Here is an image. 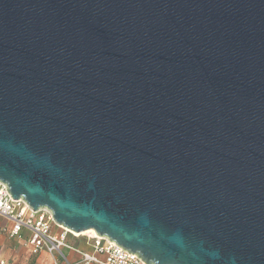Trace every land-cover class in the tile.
I'll return each mask as SVG.
<instances>
[{"label": "water", "instance_id": "1", "mask_svg": "<svg viewBox=\"0 0 264 264\" xmlns=\"http://www.w3.org/2000/svg\"><path fill=\"white\" fill-rule=\"evenodd\" d=\"M0 180L146 264H264V0H0Z\"/></svg>", "mask_w": 264, "mask_h": 264}, {"label": "built area", "instance_id": "2", "mask_svg": "<svg viewBox=\"0 0 264 264\" xmlns=\"http://www.w3.org/2000/svg\"><path fill=\"white\" fill-rule=\"evenodd\" d=\"M0 216L11 221L10 235L17 236L21 230L29 231L27 243L34 253L45 249L53 255L59 247L71 248L65 241L70 230L57 223L47 207L32 209L22 198L15 199L9 193L6 184L0 180ZM94 251L80 252L81 264H146L136 253L115 243L106 236L90 233ZM52 264H60L54 259ZM69 264V263H67Z\"/></svg>", "mask_w": 264, "mask_h": 264}, {"label": "crops", "instance_id": "3", "mask_svg": "<svg viewBox=\"0 0 264 264\" xmlns=\"http://www.w3.org/2000/svg\"><path fill=\"white\" fill-rule=\"evenodd\" d=\"M11 221L0 216V264H52L56 259L60 264H81L80 252L94 251L90 232L80 235L67 233L65 241L71 245L59 247L49 254L45 249L34 253L27 243L28 229L24 228L17 236L10 235ZM93 264V263H92Z\"/></svg>", "mask_w": 264, "mask_h": 264}, {"label": "bare ground", "instance_id": "4", "mask_svg": "<svg viewBox=\"0 0 264 264\" xmlns=\"http://www.w3.org/2000/svg\"><path fill=\"white\" fill-rule=\"evenodd\" d=\"M93 233L94 230L93 229H88V230H84V231H81V232H73V231H70V233L74 234V235H80V234H85V233Z\"/></svg>", "mask_w": 264, "mask_h": 264}]
</instances>
